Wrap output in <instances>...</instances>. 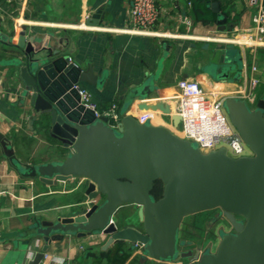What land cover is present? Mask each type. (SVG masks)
<instances>
[{"label": "crops", "instance_id": "obj_1", "mask_svg": "<svg viewBox=\"0 0 264 264\" xmlns=\"http://www.w3.org/2000/svg\"><path fill=\"white\" fill-rule=\"evenodd\" d=\"M194 1L159 0L156 33L142 34L126 31L131 24V0H0V131L15 156L38 164L66 154L48 141L38 120H32L34 109L23 96L18 67L11 65L16 50L12 41L23 31L38 38L67 39L69 64L84 71L92 67L97 76L96 85L79 84L101 110L117 103L120 110L136 117L178 129L172 115L178 82L186 78L215 97L238 96L251 77L257 78L251 102L256 107L264 98V44L253 41L256 5L252 0H224L223 7L212 1L221 6L218 19L224 15L227 20L205 23L197 20ZM225 11H230V18ZM95 14L98 17L93 18ZM223 49L229 57L228 69L213 62L215 53ZM72 95L76 98L77 92ZM159 103L169 106L170 112L165 113ZM89 184L84 177L53 186L24 177L0 144V264H31L39 252L44 254L39 264H184L148 258L129 243L106 247L108 236L101 231L49 241L36 234L45 221L88 210L99 196L97 191L87 192ZM132 207L137 214L135 204L123 205L117 213Z\"/></svg>", "mask_w": 264, "mask_h": 264}, {"label": "water", "instance_id": "obj_2", "mask_svg": "<svg viewBox=\"0 0 264 264\" xmlns=\"http://www.w3.org/2000/svg\"><path fill=\"white\" fill-rule=\"evenodd\" d=\"M213 10L221 13L214 2ZM98 17L95 14L93 18ZM226 16L218 19L225 22ZM13 67L25 86L34 109L32 120L47 123L46 136L58 141L54 147L71 149L56 161L32 164L20 161L11 142L0 131L5 155L20 174L40 179L48 186L75 177L90 180L88 193L100 199L74 217L45 221L36 234L47 241L63 236H84L101 231L108 236L106 247L129 243L146 257L171 260L190 256L179 251L180 227L186 217L218 208L231 225L215 251L196 254V264H264V98L250 107L246 99L226 96L224 108L250 150L233 157L227 147L202 152L171 127L141 122L125 109L120 110L118 127L108 118H96L75 98L74 83L97 84L93 68L84 71L69 64L67 39L63 36H28L23 31L12 41ZM209 46V43L204 45ZM221 56L219 61L217 58ZM225 49L215 53L213 62L229 68ZM165 113L169 106L159 103ZM176 127L180 119L173 114ZM32 122V121H31ZM164 184L162 196L152 195L155 183ZM104 196V197H102ZM135 204L138 224L117 219L120 207ZM8 234V233H7ZM6 235V233H2ZM39 252L31 264H39Z\"/></svg>", "mask_w": 264, "mask_h": 264}, {"label": "built area", "instance_id": "obj_3", "mask_svg": "<svg viewBox=\"0 0 264 264\" xmlns=\"http://www.w3.org/2000/svg\"><path fill=\"white\" fill-rule=\"evenodd\" d=\"M256 5L253 16L254 42L264 44V0H252ZM161 9L159 0H131L130 27L128 31L155 34V26L160 19ZM249 83L238 94V98L249 102L254 100L255 88L259 84L257 78H250ZM179 94L173 114L180 119L178 129L185 139L195 142L202 152L226 146L228 154L233 157L250 154V150L243 141L224 108V98L228 95L215 97L213 92L204 90L195 80L186 78L178 82ZM79 103L85 109L93 112L96 118L105 116L111 127H118L120 106L113 103L107 110H101L97 102L91 99L90 92L79 83H74ZM151 111V110H149ZM145 111V112H149ZM141 122L152 120L144 116L136 117ZM96 198L93 201L98 202Z\"/></svg>", "mask_w": 264, "mask_h": 264}, {"label": "rangeland", "instance_id": "obj_4", "mask_svg": "<svg viewBox=\"0 0 264 264\" xmlns=\"http://www.w3.org/2000/svg\"><path fill=\"white\" fill-rule=\"evenodd\" d=\"M248 104L250 107L255 106L249 101ZM177 133L180 134L178 130ZM55 148L59 147L56 146ZM97 199L99 200L100 196ZM116 215L117 219H124L128 225L138 224V215L133 207L125 208ZM231 229L228 220L218 208L189 215L181 224L178 245L180 252L188 254L192 251V254L186 257L179 256L176 260H180L184 264H196L195 261H192V258L202 252L215 251L221 235Z\"/></svg>", "mask_w": 264, "mask_h": 264}, {"label": "trees", "instance_id": "obj_5", "mask_svg": "<svg viewBox=\"0 0 264 264\" xmlns=\"http://www.w3.org/2000/svg\"><path fill=\"white\" fill-rule=\"evenodd\" d=\"M212 1H217L220 4L222 3L223 5V1L224 0H195L194 1V6H195V14H196V18L198 21H204L205 23H215L218 20V13H216L211 5ZM200 4H202L203 6H201ZM224 7V5H223ZM225 14L227 15V17L230 18V11H225ZM42 125V128H46L47 127V123L44 121L39 122ZM48 141H50L53 145H55L56 143H58V141L50 136H48ZM62 151H64L65 153L67 152V150L65 148H61ZM163 187L164 184L161 181H157L155 183L154 189L152 191V195H154L156 198H160L162 195V191H163ZM104 197V196H102ZM206 212V211H204ZM195 213V214H199Z\"/></svg>", "mask_w": 264, "mask_h": 264}, {"label": "bare ground", "instance_id": "obj_6", "mask_svg": "<svg viewBox=\"0 0 264 264\" xmlns=\"http://www.w3.org/2000/svg\"><path fill=\"white\" fill-rule=\"evenodd\" d=\"M74 24V23H73Z\"/></svg>", "mask_w": 264, "mask_h": 264}]
</instances>
